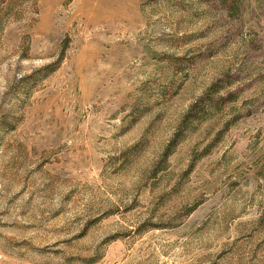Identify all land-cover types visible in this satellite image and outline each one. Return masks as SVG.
Segmentation results:
<instances>
[{
    "label": "rangeland",
    "instance_id": "374dc122",
    "mask_svg": "<svg viewBox=\"0 0 264 264\" xmlns=\"http://www.w3.org/2000/svg\"><path fill=\"white\" fill-rule=\"evenodd\" d=\"M0 264H264V0H0Z\"/></svg>",
    "mask_w": 264,
    "mask_h": 264
}]
</instances>
